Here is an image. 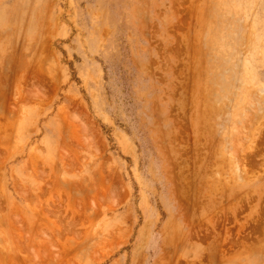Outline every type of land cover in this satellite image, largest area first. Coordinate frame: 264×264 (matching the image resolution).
<instances>
[{
    "label": "rangeland",
    "instance_id": "374dc122",
    "mask_svg": "<svg viewBox=\"0 0 264 264\" xmlns=\"http://www.w3.org/2000/svg\"><path fill=\"white\" fill-rule=\"evenodd\" d=\"M0 264H264V0H0Z\"/></svg>",
    "mask_w": 264,
    "mask_h": 264
},
{
    "label": "bare ground",
    "instance_id": "6f19581e",
    "mask_svg": "<svg viewBox=\"0 0 264 264\" xmlns=\"http://www.w3.org/2000/svg\"><path fill=\"white\" fill-rule=\"evenodd\" d=\"M39 207H40V206H39ZM39 207H38V208H39ZM37 210H38V209H37ZM39 211H40V210H39ZM43 211H44V209H43ZM52 211H53V210H52ZM40 212H41V211H40ZM40 212H39V213H40ZM51 214H52V213H51ZM37 216H38V215H37ZM38 218H39V217H38ZM59 219H60V218H59ZM45 221H46V220H45ZM53 226H54V225H53Z\"/></svg>",
    "mask_w": 264,
    "mask_h": 264
}]
</instances>
